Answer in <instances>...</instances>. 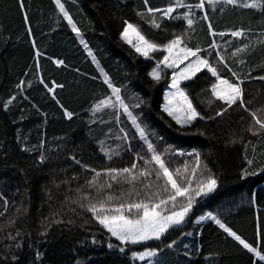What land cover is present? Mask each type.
<instances>
[{
	"label": "trees",
	"instance_id": "obj_1",
	"mask_svg": "<svg viewBox=\"0 0 264 264\" xmlns=\"http://www.w3.org/2000/svg\"><path fill=\"white\" fill-rule=\"evenodd\" d=\"M197 2L186 0L191 4ZM61 3L80 35L72 31L55 0H24L23 10L18 0H0V193L10 204L14 202L8 215H16L15 207L22 208L17 219L22 235L11 241L0 232V264H145L154 257L139 260L133 258L132 252L152 247L160 254L171 241L187 240V233L192 231L196 235L194 241L186 245L187 251L171 252L168 248L169 255L162 256L158 264H264L213 221L200 220L208 213L216 215L264 254V139L247 132L250 117L237 108L230 109L223 117L197 119L190 126L177 125L162 112L172 69H164L159 82L149 76L163 54L153 53V59H146L120 37L123 21L127 20L138 24L157 42L166 43L173 34H190L192 29L186 21L158 19L162 30L154 29L146 22L149 17L141 19L137 15L145 11L143 0H61ZM170 3L172 0H149L152 8L162 9ZM208 7L206 11L216 31L251 29L249 38L230 35L213 38L203 28L199 33H203L204 43L199 44L194 38L195 43L189 47L206 48L215 40L220 45L216 51L222 52L238 73L244 75L254 68L253 76L264 74V45L258 42L264 32V12L231 5H218L215 10ZM186 10L180 8L176 15ZM24 12L28 15L27 24ZM160 15L157 13V18ZM205 24L207 26V22ZM226 41H231V46ZM243 43L251 44L252 48L232 58L230 53ZM208 58L213 62L216 53ZM241 58L246 61L243 65L238 63ZM56 61L63 64L58 65ZM219 70L223 77L231 78L223 65ZM105 73L113 85L121 89L125 103L139 104L131 110L171 168L181 167L186 161L191 166L198 153L201 169L206 167L218 181L213 193L197 198L186 223L170 231L162 241L120 245L125 248L123 252L119 247H108L109 243L119 245V242L91 218V213L77 208V215L64 206L65 196H74V190L93 175L77 165L73 156L97 170L123 168L133 161L142 165L137 154L150 156L122 110L104 108L93 112L100 100L112 95L103 82ZM205 74L206 70L198 73L195 81L183 82L182 86L187 87L198 111L205 117H215L224 105L211 95L215 78L207 74L208 78L204 79ZM41 79L49 87L53 86V81L63 87L50 93L40 83ZM21 81L24 83L18 88ZM243 86L245 99L253 100L249 107L255 109L264 105V81L246 80ZM13 96L16 99L5 108V103ZM64 109L74 113L71 120L65 117ZM117 114L119 122L115 119ZM120 128L127 132V141L117 138L123 135ZM41 141H44L43 148ZM101 141L106 150L120 155L108 160L101 151ZM24 147L28 151H22ZM41 152L47 157L43 164L39 163ZM248 159L254 161L252 165L247 163ZM245 170L254 174L244 175ZM121 188L127 190L129 185L114 184L113 191L119 194ZM137 188L142 185L138 183ZM56 212H60L59 217L54 216ZM53 219L64 222L51 223ZM41 221H46V226H42ZM41 232L47 234L42 236ZM16 243L22 246L16 248ZM37 252L42 254L40 259ZM13 256L17 259L13 260Z\"/></svg>",
	"mask_w": 264,
	"mask_h": 264
},
{
	"label": "snow or ice",
	"instance_id": "obj_2",
	"mask_svg": "<svg viewBox=\"0 0 264 264\" xmlns=\"http://www.w3.org/2000/svg\"><path fill=\"white\" fill-rule=\"evenodd\" d=\"M18 2L20 8L23 10L24 0H18ZM143 2L145 11L137 12V15L141 19H145L146 16L149 17L150 19L146 22L154 29L162 30V25L158 22V19L161 21L163 19L186 21L188 28L193 29L196 23V20L193 18L195 16L194 10H200L204 13L201 19L207 22V34L210 37L219 36L221 38L230 35L232 38L248 39L251 29L240 28L228 31H216L210 22L211 18L206 11V5L213 10L218 5H231L240 9H260L264 12V0H198L195 4L186 3V0H172V3L163 9L152 8L149 6V0H143ZM55 3L60 12L63 13L64 19L71 25L72 31L80 35V30L65 10V6L61 3V0H55ZM180 8H185L187 11L180 15H173ZM220 10L223 11V8ZM157 13L161 14L159 18H157ZM24 20L27 24L28 15L26 12H24ZM123 25L120 37L137 54L146 59H153V53L159 52L163 54L162 58L156 61L155 67L149 73L152 80L159 82L162 79L163 70L172 69L171 82L168 85L170 91L165 96L162 112L166 113L177 125L181 127L190 126L197 119L211 120L216 117H223L230 109L237 108L242 109L250 117L246 129L247 132L258 139H264V105L255 109L249 107L253 103V100L245 99V88L243 86L246 80L264 81V74L253 76L252 71L255 70L254 68L244 75L238 73L228 63L225 55L222 52L216 51L220 45L215 40L211 41L208 48H201L198 45L196 47H189L185 34L181 33L173 34L172 38L168 39L166 43H159L150 37L138 24L125 20L123 21ZM28 32L31 34L30 28ZM258 42L264 45V34H262V38ZM81 43L84 44L83 39H81ZM226 43L231 46L232 42L226 41ZM33 45H35L34 41ZM84 46L85 48L88 47L87 44H84ZM250 48H252L251 44L243 43L242 46L235 47L230 56L235 58L238 54L245 53ZM213 52L216 53V59L210 62L208 57H211ZM201 53H204V55H201ZM88 54L91 56V51ZM56 63L60 65L63 64V61H56ZM238 63L243 65L246 61L241 58ZM220 65H223V68L231 73V78H225L221 75V71L219 70ZM205 70L204 79L208 78L207 74L215 78L210 88L212 97L217 101H221L224 105V107L215 113V117H205L198 111L190 98L187 87L182 86L183 82L195 81L197 74L205 72ZM101 72H103V69H101ZM103 82L111 89L112 95L100 100L93 109V112H99L104 108L122 110V113L127 116L136 128L139 138L146 145L150 156L146 158L143 155L137 154L138 159L143 161L142 165L133 161L127 167H106L101 170H97L88 164H82L81 160L73 156L72 159L77 165H80L85 171L93 173V175L90 179H85L84 185L78 186L74 190V196H65L64 206L67 207L68 211L77 215H79L77 208L83 212L91 213V218L119 242V245L109 243V248L119 247L120 245H147L148 242L162 241L170 231L186 223L193 211L194 205L197 203V198L213 193L218 187V181L207 171L206 167L203 170L201 169V157L198 153L195 154V159L191 162V166L190 162L186 161L181 167L171 168L164 159V154L157 151L155 145L149 139L148 132L138 123L137 116L133 114L131 107H139V104L130 106L125 103L121 97V89L113 85L106 73L104 74ZM23 83L21 81V84L17 85V87L20 88ZM40 83L44 84L50 93H54L57 87H63V85L55 84L54 81L52 82L53 86L49 87L43 79L40 80ZM113 97H115L114 100ZM15 99V96L9 98L4 107L7 108ZM64 115L67 119L71 120L74 113L64 109ZM115 119L119 122V114L115 116ZM119 131L123 135L117 138L127 141V132L123 128H120ZM235 142L232 141V143ZM247 143L250 144L251 141ZM100 144L101 151L104 152L108 160H111L113 155H120L117 151L106 150L103 147V141ZM43 145L44 141H41L40 147L43 148ZM21 150L28 151L26 147ZM174 154L184 155V153ZM46 160L47 157L41 152L39 163L43 164ZM253 162L252 159L247 160L249 165H252ZM198 171L200 173L199 176L197 175ZM248 174L254 173H248L245 170L244 175ZM76 178L73 177V179ZM149 178L152 179L150 180ZM65 183L68 182L65 181ZM138 183L142 185V188H137ZM114 184L121 186L127 184L129 188L127 190L121 188V191L117 194L113 191ZM124 197L128 199L125 200ZM48 198L51 200L52 196L49 195ZM116 201L119 202L117 203ZM0 202H2L0 203V218H3L0 220V232L5 233L6 239L16 241L22 235L21 230L17 227V219L22 212V208L15 207L16 215H8L9 208L13 206L14 202L10 204L9 200L2 193H0ZM72 205L76 207H72ZM26 212L27 209L24 208L23 213L26 214ZM54 216L59 217L60 212L54 213ZM205 219L213 221L228 237L238 242L249 253L255 254L259 261L264 262V254L261 253L258 247L243 239L216 215L208 213L207 216L200 217V220ZM63 222V219H53L51 221V223ZM69 222L71 223L72 221ZM41 225L46 226V221H41ZM12 230L15 231V234H13ZM40 234L43 236L47 233L41 232ZM187 235H191V233H187ZM93 242L95 243V240ZM175 243L176 241L173 240L166 246L172 248ZM21 246L20 243L15 244L16 248H20ZM119 250L123 252L125 248L119 247ZM41 255L40 252H37V259H40ZM157 255L158 249L152 247H146L141 252H132L133 258L139 260L156 257ZM12 259L16 260L17 257L13 256ZM149 264H151L150 261Z\"/></svg>",
	"mask_w": 264,
	"mask_h": 264
},
{
	"label": "crops",
	"instance_id": "obj_3",
	"mask_svg": "<svg viewBox=\"0 0 264 264\" xmlns=\"http://www.w3.org/2000/svg\"><path fill=\"white\" fill-rule=\"evenodd\" d=\"M194 11H195V16L193 18L196 20V23L194 24L193 29L191 30L190 34L185 35V39H186V42L188 43V46L192 42L195 43L196 40L198 41L199 44L204 43L202 40L203 33L202 32L199 33V29L202 30L204 28L207 30V26H206L205 22H203L201 19V17L203 16L201 14V11L200 10H194ZM180 14H182V13H180ZM194 38H197V39L194 40ZM206 48H208V47H206Z\"/></svg>",
	"mask_w": 264,
	"mask_h": 264
},
{
	"label": "rangeland",
	"instance_id": "obj_4",
	"mask_svg": "<svg viewBox=\"0 0 264 264\" xmlns=\"http://www.w3.org/2000/svg\"><path fill=\"white\" fill-rule=\"evenodd\" d=\"M260 10V9H258ZM261 11V10H260ZM170 91L169 87L166 88V94ZM191 235H188V239L187 240H179L176 241L175 245L170 249L171 252H174L176 249L180 250L181 252H185L188 250V247H185L186 245H190L189 242H193L194 241V237L196 235L195 231L190 232ZM189 240V241H188ZM188 241V242H186ZM168 247L165 248L162 253L158 254L156 257H154L153 259L148 260L147 262H145V264H149V261L151 262V264H158V260L161 259L162 256H168L169 252L167 251ZM191 249V248H190ZM169 250V249H168Z\"/></svg>",
	"mask_w": 264,
	"mask_h": 264
},
{
	"label": "bare ground",
	"instance_id": "obj_5",
	"mask_svg": "<svg viewBox=\"0 0 264 264\" xmlns=\"http://www.w3.org/2000/svg\"><path fill=\"white\" fill-rule=\"evenodd\" d=\"M206 8H207V6H206ZM208 8H210V7H208ZM209 10H210V9H209ZM259 11H260V10H259ZM210 12H211V11H210ZM209 15H210V13H209ZM210 18H212V17H210ZM215 30H216V29H215ZM251 31H252V30H251ZM257 32H258V31H257ZM257 32H256V33H257ZM259 33H261V32H259ZM263 33H264V32L262 31V34H263ZM252 34H253V32H252ZM254 34H255V33H254ZM251 36H252V35H251ZM257 37H258V36H257ZM257 37H256V38H257ZM260 37H261V36H260ZM251 38L254 39L253 37H251ZM248 41L250 42L251 39H249ZM97 146H98V145H97ZM98 148H100V147H98ZM97 152H99V151L97 150ZM100 160L102 161V159H100ZM95 164H96V163H95ZM43 180H44V179H43ZM233 198H234V196H233ZM204 212H205V211H204ZM205 213H206V212H205ZM187 223H188V222H187ZM198 223H199V222H198ZM194 224H195V223H194ZM194 224H193V225H194ZM198 225H200V223H199ZM198 225H197V226H198ZM194 226H196V225H194ZM194 226H193V227H194ZM200 226L202 227L203 225H200ZM201 227H200V229H201ZM202 229H203V228H202ZM197 233H198V231H197ZM203 242H204V241H202L201 243H203ZM202 247H203V246H202ZM133 264H134V263H133Z\"/></svg>",
	"mask_w": 264,
	"mask_h": 264
},
{
	"label": "built area",
	"instance_id": "obj_6",
	"mask_svg": "<svg viewBox=\"0 0 264 264\" xmlns=\"http://www.w3.org/2000/svg\"><path fill=\"white\" fill-rule=\"evenodd\" d=\"M173 15H175V13H173Z\"/></svg>",
	"mask_w": 264,
	"mask_h": 264
}]
</instances>
